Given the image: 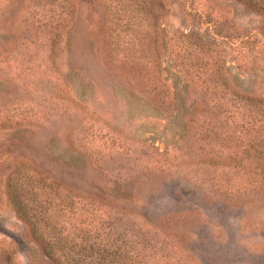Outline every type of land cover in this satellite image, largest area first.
Instances as JSON below:
<instances>
[{
  "label": "trees",
  "instance_id": "1",
  "mask_svg": "<svg viewBox=\"0 0 264 264\" xmlns=\"http://www.w3.org/2000/svg\"><path fill=\"white\" fill-rule=\"evenodd\" d=\"M234 1L262 16L256 33L240 29L222 0H0V18L13 5L20 10L13 46L5 52L15 68L7 73L16 92L0 103V166L11 163L7 197L31 232L86 241L61 249L58 264H204L189 258L191 248L171 231L181 225L191 241L202 238L181 217L198 210L178 204L183 190L191 189L188 184L215 199L254 200L264 206V94L244 87L241 77L231 81L227 58L232 46L226 43L264 42V0ZM82 5L92 11L94 47L106 71L121 75L144 104L177 117L186 111L184 93H191L184 132L192 141L186 158H171L114 129L103 139L95 126L99 118L74 101L70 91L47 89L60 79L50 67L55 68L60 42L67 37L68 43ZM174 6L196 30L170 29ZM171 58L177 71L174 85L169 84ZM30 125L65 133L73 153L89 162L97 185L77 192L45 163L20 157L17 137L20 128ZM60 158L66 168L76 167ZM156 191L158 199L178 206L149 217ZM48 246L54 258L57 253Z\"/></svg>",
  "mask_w": 264,
  "mask_h": 264
},
{
  "label": "rangeland",
  "instance_id": "2",
  "mask_svg": "<svg viewBox=\"0 0 264 264\" xmlns=\"http://www.w3.org/2000/svg\"><path fill=\"white\" fill-rule=\"evenodd\" d=\"M222 1L226 4L231 19L240 29L251 28L255 33L259 30L263 19L260 14L234 0ZM17 8L18 6L13 5L6 10L5 17L0 18L1 104L7 103L16 92L13 87L16 83L7 73L8 70L12 71V59L5 52L13 46L11 43L16 34L14 31L19 26L20 10ZM75 16L73 31L68 36L69 41L67 43L65 37L63 43L60 42L56 51L55 68L50 67V72H57L60 79L56 85H51L47 89L64 88L70 91L69 94L74 101L99 118L95 126L101 130L99 134L105 135L103 139H106L109 136L108 132L114 129L120 136L154 145L171 158H186L188 146L192 141L189 132H184L185 112L193 98L191 93L188 90L186 94L184 93L186 111L181 110L177 117L160 114L146 105V102L144 104L138 94L133 95L130 92L126 80L121 75L113 71L107 72L100 61L90 27L92 17L90 8L87 5L80 6ZM168 23L170 29L196 30L192 22L182 19L180 9L175 6L171 10ZM2 30L8 34H4ZM231 40L226 41L228 46H232L228 47L229 78L234 82L235 77H241L244 79V87L264 94V42L256 39L252 45L241 46L237 41ZM236 44L238 46L234 48ZM172 63L171 58L168 61L170 85L176 84L177 71ZM77 69L79 74H76ZM180 88L178 81L176 91ZM58 125L62 127L63 124ZM20 129V136L17 137L21 141L20 157L33 158L37 162L45 163L58 178L77 192H88L97 185L89 162L73 153L67 144L68 137L65 133L57 134L52 131L54 129L36 128L32 125ZM183 133L185 134L182 137ZM61 156L68 158L76 167L66 168ZM56 157L59 158L55 160ZM9 166H11L10 162L0 166V264H58L56 258L59 257L61 249L62 252L67 251L70 245L78 248L86 241L76 235L61 234L59 239L46 235L41 238L31 232L7 197L5 178ZM188 185L191 189L183 190V198L178 204L181 208L198 210L184 212L181 217H186L187 226L199 231L202 238L199 241L193 238L194 241H191L187 228L181 225L171 230L172 233L183 238L184 243L191 248V252H186L188 257L196 258L198 263L204 264H264V233L261 231V227H264L262 202L241 199L232 201L223 197L215 199L204 195V189H199L193 184ZM156 192L152 193L156 196L151 197L149 202L150 207L147 211L149 217H152L158 209H176L178 204L175 205L166 199H158L159 193ZM200 196H202L201 200L197 201ZM44 244H48V247L57 253L54 258L48 256ZM56 248L59 249L56 251ZM203 251L206 256L200 254Z\"/></svg>",
  "mask_w": 264,
  "mask_h": 264
}]
</instances>
